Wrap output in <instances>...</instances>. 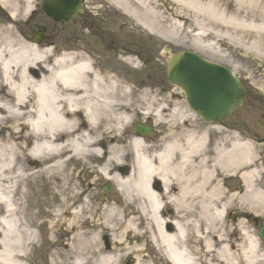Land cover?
I'll return each mask as SVG.
<instances>
[{"label": "bare ground", "instance_id": "1", "mask_svg": "<svg viewBox=\"0 0 264 264\" xmlns=\"http://www.w3.org/2000/svg\"><path fill=\"white\" fill-rule=\"evenodd\" d=\"M105 1L145 37L170 44L160 55L163 59L172 54V46L215 56L229 46L264 61V0ZM22 3L24 15L29 14L34 0ZM0 4L9 6V16L0 9V264H33L35 250L29 249H40L41 239L53 247L51 233L59 225L71 237L70 245H63L69 259L61 262L49 249L48 264H122L129 259L127 241L141 242L128 254L141 258L147 242L169 264H201L202 255L204 264H264L259 241L248 232L254 216L264 219V207H257L264 193L252 189L256 172L247 167L252 160L249 145H233L222 162L233 171L244 169L245 193L239 202L233 194L225 195L219 182L210 191L192 185V141L185 148L167 145L154 153L133 134L120 142L134 104L121 98L136 94L131 91L136 88L117 76L114 65L127 66L126 74L141 61L139 56L131 54L122 62L106 46L102 51L107 61L101 67L82 51L62 54L21 41L13 32L19 25L17 3ZM139 87L150 90L140 93L142 105L156 104L154 113L164 109L150 86ZM171 91L177 94L175 88ZM172 111L177 113V107ZM124 167L129 168L126 175L119 172ZM84 172H95L113 186L104 193L107 199L92 202V191L80 181ZM154 181L161 183L163 194L150 188ZM171 183L180 186L177 195L166 193ZM163 199L174 203L165 204L172 209L169 216L163 215Z\"/></svg>", "mask_w": 264, "mask_h": 264}, {"label": "flooded vegetation", "instance_id": "2", "mask_svg": "<svg viewBox=\"0 0 264 264\" xmlns=\"http://www.w3.org/2000/svg\"><path fill=\"white\" fill-rule=\"evenodd\" d=\"M83 3L84 13L78 21H81L84 24L82 27L87 28V31L96 37H94L93 40H75V43L84 46V49H86L85 55L91 57L96 66L104 67V63L107 60L102 49L106 46L111 52L115 51V54H119L124 60L131 54L134 59L139 56L143 63L152 59V49L140 44L137 47V43L131 40L130 37L124 36V40H117L115 37L114 40L111 35L104 34V32L101 31V25H99L100 21L93 18V16H97V13H93V1L88 0V3L85 4V1ZM0 9L4 16L8 15V11L1 5ZM32 17L38 19H35L37 22H44L38 3H36L35 12ZM45 22H47L48 25L51 24L52 29L48 34L47 32L44 33L43 42L49 45L51 50L56 51L59 49L61 52V49H64L67 44H72L71 39L73 36L66 30L65 26L62 24L56 26L51 20ZM56 38H59V40H56ZM114 69L115 73L121 71L120 66L117 64L114 65ZM131 91L141 93L150 90L133 89ZM167 95L169 97L168 100L165 99ZM167 95H163L162 98L157 100V102L161 101L166 103V110L160 112L159 118L162 123L156 125L154 124L153 117L143 116L142 110L144 107L137 105L138 100L134 98L135 96L126 99L130 105L134 103L133 107L131 106L134 109L132 110L130 107V111H132L135 123L140 122L150 129L149 135L144 139L148 143L150 151L154 152L159 150L162 146L167 145H176L185 148L187 147L186 144L192 141L194 143L193 151L188 152V156H190L191 160L188 167L193 168V165L195 166L194 176L191 177L192 185L210 191L215 186V183L219 182L220 190L227 196L233 194L232 198H236V201L239 202L238 199L245 193L246 183L241 177V173L244 169H241L240 166L233 171L229 166H223L222 162L223 159L227 157L226 154L232 150L233 145L247 144L253 146L252 150L255 153L254 157H257L260 161L263 160L262 163H264V115L261 116L260 120L253 121L246 119V115L242 113L240 116H235L230 120L204 122L187 109L181 93ZM253 98L257 100L255 96ZM130 99L133 101L131 102ZM179 102L180 104L177 105V113H175L172 111L173 106ZM151 108H153V106H151ZM177 151L178 149L176 148L172 151L173 160L177 157ZM252 164L256 166L258 162H253ZM259 164H261V162H259ZM186 172H188V168ZM257 172L258 175L252 179V189L264 193V169L262 168ZM150 187L158 194L164 193L163 186L157 181H154ZM179 187L177 183H171L166 193L177 195L180 190ZM243 201L245 204L249 203L248 200ZM162 203L166 208L163 215L169 216L172 213V209L166 207L165 204L170 203L173 205V201L170 200L167 202L163 199ZM165 229L169 232L173 230L171 226H166ZM63 237L65 241L68 240L67 236L63 235Z\"/></svg>", "mask_w": 264, "mask_h": 264}, {"label": "rangeland", "instance_id": "3", "mask_svg": "<svg viewBox=\"0 0 264 264\" xmlns=\"http://www.w3.org/2000/svg\"><path fill=\"white\" fill-rule=\"evenodd\" d=\"M92 1L94 2V4L97 3V5H99V11H96L99 14L97 16H93V18H96L97 20H102V18H104V21H102V26H103V29L105 30L104 34L106 35L111 34L113 39H115L116 37L117 40H122L116 35H114L119 31V28L121 27L122 32L128 34L130 38L133 41H135L137 44L140 43L150 49L152 48L153 60L150 63L145 65V67H143L142 69H141V65L139 63H136L135 64L136 68H134L135 70L133 68H130L132 72L131 74L122 73L117 76L120 79H122V81L123 79H128L130 82L131 88L132 87L139 88V86L142 84H144V86H150V88L153 90L155 94H158L160 90L170 89L171 86H169L166 83L165 78H164L165 63H164V60L160 57L163 46L170 45V44H166L165 42L159 41L158 39H154V38L150 39L149 41L146 40L145 35L146 36L148 35L145 32H141L140 28H138V31L136 33H134L132 30L134 29V27H136L135 24L129 21L127 18L124 19L125 17L123 15L122 16L124 18H122L119 15L120 13L116 9H113L112 6L108 2H106L105 0H92ZM86 3H88V0H85V4ZM21 7H22V4H21ZM93 10H94V7H93ZM95 10H98V8L95 7ZM96 12H94V14ZM19 13L21 16H18V18L19 20L22 21V23L19 22L20 32L22 33V36L26 37L27 39H29L30 37V27L36 24H43V26H46L45 21H48L43 16L42 18L44 19V22H37L36 20L38 19H36L35 17H33L32 20L30 18L31 20L30 21L28 18L29 15L27 17V15L23 16V13H21V11H19ZM27 20H29L28 23H27ZM81 23H82L81 21L74 20L67 24H63V26L66 27V30H68L74 38L78 37L79 34H83L84 36L91 35L88 32L81 30L83 29L79 27ZM46 27H48L47 30L49 31L50 26H46ZM112 31H115V33H111ZM73 37L71 39L72 44H69V45L67 44L65 49H69V51H75L74 48L76 49L79 48V50L80 49L85 50L83 45L74 44L75 39ZM56 40H59V39L56 38ZM185 41H188V39L185 38L182 40V42H185ZM224 43L225 42L220 41L219 44L224 45ZM179 49H187V48L172 46L171 53H174L178 51ZM227 49L228 50L224 54H221L218 56H215L206 50L201 51V54L203 55L204 58H206L207 60L211 62H218L219 64H224L225 66L228 65V66L235 67V70H233L235 75L247 87L248 92L253 94L258 99L257 100L258 102L254 103V100L249 98L248 102L246 101L247 105L244 108L245 112L243 114L246 115V119L248 120H251V121L260 120L261 116L264 115V98L262 97V95L260 96L258 92L253 93L252 87L258 88L259 91L262 89V93L264 92V87L262 86L264 84V73H263L264 61L262 62L261 60L257 58V56H254L253 54H250V53L248 54L245 51L236 50V49L233 50L229 46ZM56 51L59 52L58 49ZM233 63L235 64V66L233 65ZM147 76H150L149 81L146 80ZM240 115H241L240 113L235 114L233 117L240 116ZM2 131L5 134H7L6 129ZM87 173L86 172L82 173L83 176H81L80 178H83L84 181H87V178H88ZM90 173L92 174L88 173V175H93V176H90L91 180L95 182L98 181L99 185L104 184V182L101 181L99 177L94 176L95 172H90ZM93 194L95 195V198L97 199V192L94 191ZM1 216H2V212L0 210V217ZM99 219L100 217L98 218V220ZM99 222L102 223V221L100 220ZM257 229H258V226H256L252 221L249 222L248 232L250 233L251 238L254 239V236H255V239L258 240V238L256 237ZM55 230L56 228L53 230L51 234H54ZM103 234L106 235V232H104ZM41 237H44V236H41ZM259 244H260V249L262 253H264V243L259 241ZM60 245H59V242L56 241V242H53V247H49L48 245L45 246L44 241L42 240L40 242V247H41L40 250L37 249L35 252V260L33 264H47L45 254H46V251H49V249L50 250L53 249V252L57 253L60 256L61 262L64 259L66 260L69 259V256L65 254L64 252L65 249L62 248ZM138 245H141L140 241H136V242L127 241V245H125L124 249H126L128 252H131L135 250ZM145 249H146V252L145 253L143 252L142 254L143 258H136V256H133L135 260H139L140 264H164V260L162 259V257L158 255L155 251H152V249L149 247V244L147 242H146ZM202 256L200 260H201V264H204L205 261Z\"/></svg>", "mask_w": 264, "mask_h": 264}, {"label": "water", "instance_id": "4", "mask_svg": "<svg viewBox=\"0 0 264 264\" xmlns=\"http://www.w3.org/2000/svg\"><path fill=\"white\" fill-rule=\"evenodd\" d=\"M77 1L48 0L44 10L56 22L67 21L79 11ZM166 79L184 91L189 107L204 121L221 120L241 106L244 91L240 82L229 70L194 53L179 52L169 56ZM259 238L264 240V224Z\"/></svg>", "mask_w": 264, "mask_h": 264}]
</instances>
